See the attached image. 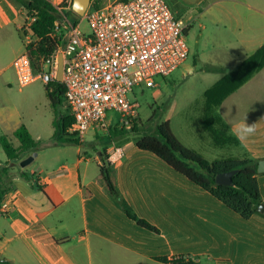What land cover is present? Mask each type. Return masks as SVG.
Here are the masks:
<instances>
[{"label": "crops", "instance_id": "0c3cea01", "mask_svg": "<svg viewBox=\"0 0 264 264\" xmlns=\"http://www.w3.org/2000/svg\"><path fill=\"white\" fill-rule=\"evenodd\" d=\"M49 1L55 6L63 0ZM172 2V10L188 32L194 19L218 0ZM205 3L207 8H202ZM235 3L224 6L221 17L208 20L225 36L213 46L220 59L205 61L217 66L216 73L232 64L238 69L264 45V0ZM26 20V11L15 2L0 0V77L14 70L13 60L24 51L21 29ZM46 99V131L49 121L52 137L53 112ZM213 116L227 136L239 141L237 146L229 145L235 149L229 157L264 160V67L215 107ZM0 121L10 124L11 136L6 134L10 139L24 125L38 140L40 120L30 116L26 121L12 120L0 112ZM241 123L254 126L255 131L238 138L233 129ZM109 127L114 125L89 129L76 143L74 157L68 156L67 144L53 140L44 150L45 163H35L39 151L24 168L20 160L0 161V167H12L5 198L13 202V209L0 215V264H166L157 259L181 256L196 264H264V213L241 218L155 155L140 150L139 134L113 141ZM81 144L89 152L82 151ZM33 153L27 152L22 159ZM101 159L113 169L121 198L157 232L127 219L98 176ZM20 172L27 178H21ZM256 180L264 206V173H257Z\"/></svg>", "mask_w": 264, "mask_h": 264}, {"label": "built area", "instance_id": "2783aa9c", "mask_svg": "<svg viewBox=\"0 0 264 264\" xmlns=\"http://www.w3.org/2000/svg\"><path fill=\"white\" fill-rule=\"evenodd\" d=\"M72 0L55 5L59 18L51 36L59 40L55 51L34 67L29 57L38 40L27 17L22 26L24 51L12 63L21 87L36 80L64 86L63 102L71 119L65 140L82 141L91 129L106 130L107 114L131 129L138 104L129 96L142 84L155 87L154 79L166 78L188 57L187 25L176 18L165 0H112L102 7L88 6L83 18L89 31L81 32ZM72 12L73 14L67 15ZM13 209L5 194L0 215Z\"/></svg>", "mask_w": 264, "mask_h": 264}, {"label": "trees", "instance_id": "16d2710c", "mask_svg": "<svg viewBox=\"0 0 264 264\" xmlns=\"http://www.w3.org/2000/svg\"><path fill=\"white\" fill-rule=\"evenodd\" d=\"M12 1L25 10L27 17L31 19L30 29L38 40L31 46L29 57L33 66L37 67L40 59H45L52 55L59 44V40L51 36L54 23L59 18V13L49 0ZM91 3L94 5L96 2L92 0ZM95 7H99V5L95 4ZM70 14L73 13H67V15ZM263 67L264 45L245 58L236 71L222 75L204 92L203 130L211 136L215 147L239 145V141L236 138L227 136L222 131L223 126L213 116L215 107ZM45 92L53 112V140L57 144H76L77 141L65 140L61 136L64 128L71 123V119L66 116V110L61 109L64 103V86L60 82L54 81L45 85ZM135 121L134 119L133 131L136 129ZM123 131V127L120 128L119 132L116 127L112 128L113 135H121ZM12 136L17 140V146L11 142V139L7 135L0 136V146L7 161L10 162L21 160L29 151H37L40 145V141L33 139L24 125H20L13 132ZM136 145L140 150L155 155L171 169L209 193L241 218L249 219L257 212V207L261 204L256 180L257 161L247 157H227L209 162L195 150L185 147L172 133L168 121L158 124L155 127L154 133L140 135V139ZM11 169L10 165L0 167V201L8 190L7 182ZM232 170H236V173L231 178V185H221L215 181L216 175ZM19 176L24 179L27 178L24 172H20ZM98 176L105 185L109 195L118 201L127 219L133 221L141 228L157 232L146 221L138 218L121 198L114 184L113 169L103 159L98 164ZM157 260L166 264H196L188 257H175L170 260L158 258Z\"/></svg>", "mask_w": 264, "mask_h": 264}, {"label": "rangeland", "instance_id": "374dc122", "mask_svg": "<svg viewBox=\"0 0 264 264\" xmlns=\"http://www.w3.org/2000/svg\"><path fill=\"white\" fill-rule=\"evenodd\" d=\"M92 1V0H91ZM112 0H95V4L102 7ZM236 0H218L217 3H212L204 15L194 19L192 28L186 34V42L189 50L186 61L180 65L174 72L166 78L154 79L155 87H147L142 84L134 89L129 96L131 101L138 104L137 115L135 118V131L123 127L119 123V116L116 113L107 114V123L114 125L117 131L123 127L121 135H114L113 141L128 135L135 134H150L154 133L155 127L164 122L169 121L170 128L175 137L185 146L189 147L201 154L209 162L216 159L227 158L230 154H234L235 149L229 145L215 147L211 144V136L203 130L204 121V92L210 88L223 73L237 70L235 64L224 66L223 72L216 73L217 66L205 63V61L220 59V52L213 48L219 40H223L225 36L222 31L214 29L209 24V19L215 16H222L224 6L235 4ZM98 2V3H97ZM168 7L178 18L175 12L172 0H165ZM94 4V6H95ZM208 4H204L202 8H207ZM179 19V18H178ZM75 23H79L81 32L89 31L86 21L81 17L72 19ZM202 23L199 26L198 23ZM202 51H205L202 53ZM209 55V58L203 55ZM209 59V60H207ZM4 79L10 81L7 86ZM45 84L41 80H36L33 83L21 87L18 85L14 70H8L0 77V112L5 117L9 115L12 120L38 119L39 126L36 128V139L40 140V145L37 149L39 157L36 162H46L45 148L53 142L51 137L52 125L48 121V132L46 131L47 109L43 108L46 104ZM64 110V105L61 107ZM112 128V127H109ZM108 129V128H107ZM10 135V124L8 122L2 124L0 121V136ZM120 134V133H119ZM207 134L209 135L207 137ZM11 136V135H10ZM210 138V139H209ZM11 142L17 144V140L11 137ZM68 145V156L76 155V144ZM81 149L84 152H89V148L85 144H81ZM37 151L34 153L37 154ZM83 152H81V155ZM105 157V153L102 152ZM0 161H6L5 154L0 146ZM107 163L106 161H104ZM100 163V162H99ZM182 258H187L181 256ZM196 263V261H194ZM201 264H206L204 261Z\"/></svg>", "mask_w": 264, "mask_h": 264}, {"label": "water", "instance_id": "95a60500", "mask_svg": "<svg viewBox=\"0 0 264 264\" xmlns=\"http://www.w3.org/2000/svg\"><path fill=\"white\" fill-rule=\"evenodd\" d=\"M90 3H91V0H72V3H71L72 12L77 17H82L85 11L87 10L88 6L90 5ZM36 155H37L36 153H33V155L20 160L19 166L21 168H24L33 160V157H35ZM256 171L257 173H264V160H259L257 162ZM235 173H236V170H232L226 173L218 174L215 177V181L221 185H231L232 184L231 178ZM257 211L260 213H264L263 204H260L257 207Z\"/></svg>", "mask_w": 264, "mask_h": 264}, {"label": "clouds", "instance_id": "9594fccd", "mask_svg": "<svg viewBox=\"0 0 264 264\" xmlns=\"http://www.w3.org/2000/svg\"><path fill=\"white\" fill-rule=\"evenodd\" d=\"M233 131L237 134L238 138L243 139L244 135L253 133L255 131V127L241 123L234 127Z\"/></svg>", "mask_w": 264, "mask_h": 264}]
</instances>
